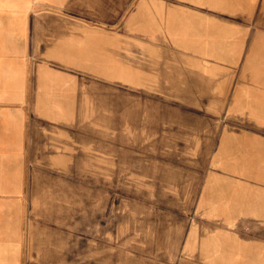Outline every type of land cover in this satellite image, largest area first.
<instances>
[{"label":"crops","instance_id":"0c3cea01","mask_svg":"<svg viewBox=\"0 0 264 264\" xmlns=\"http://www.w3.org/2000/svg\"><path fill=\"white\" fill-rule=\"evenodd\" d=\"M0 264H264V0H0Z\"/></svg>","mask_w":264,"mask_h":264},{"label":"rangeland","instance_id":"374dc122","mask_svg":"<svg viewBox=\"0 0 264 264\" xmlns=\"http://www.w3.org/2000/svg\"><path fill=\"white\" fill-rule=\"evenodd\" d=\"M92 186H94L93 181H92ZM94 193L96 195L91 196V204L92 206H98V203L102 200V196L99 199L98 192H94ZM116 202L120 203L122 206H132V196L130 194H117V195L107 194V200H106L107 206H113Z\"/></svg>","mask_w":264,"mask_h":264}]
</instances>
